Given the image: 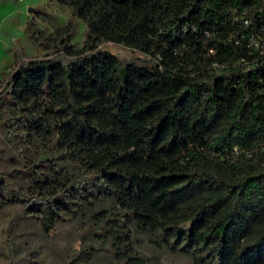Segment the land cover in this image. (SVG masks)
I'll return each instance as SVG.
<instances>
[{"label":"trees","instance_id":"1","mask_svg":"<svg viewBox=\"0 0 264 264\" xmlns=\"http://www.w3.org/2000/svg\"><path fill=\"white\" fill-rule=\"evenodd\" d=\"M56 1L86 39L75 47L71 21L6 72L0 120L29 185L0 172L3 198L45 226L85 224L70 264L103 250L106 264H148L144 241L192 264H264V72L236 66L250 58L241 17L264 0Z\"/></svg>","mask_w":264,"mask_h":264},{"label":"rangeland","instance_id":"2","mask_svg":"<svg viewBox=\"0 0 264 264\" xmlns=\"http://www.w3.org/2000/svg\"><path fill=\"white\" fill-rule=\"evenodd\" d=\"M71 21L76 23L73 44L82 48L87 26L69 7L56 0H0V92L6 72L13 70L15 62L24 56H43L45 51L40 43L55 28ZM100 48L116 54L125 63L153 65L145 55L122 45L104 42ZM7 115L5 108L2 117ZM8 131L0 120V172L10 173L15 189L23 193L29 185V180L20 174L27 161L26 153L16 146ZM3 195L0 194V264H70L86 230L85 224L66 221L51 226L46 233L41 219L25 218L22 205L15 200L8 202ZM139 249L148 264H192L190 259L158 250L147 241ZM106 255L105 250L101 251L91 264H106Z\"/></svg>","mask_w":264,"mask_h":264},{"label":"built area","instance_id":"3","mask_svg":"<svg viewBox=\"0 0 264 264\" xmlns=\"http://www.w3.org/2000/svg\"><path fill=\"white\" fill-rule=\"evenodd\" d=\"M245 12L241 19L248 30L246 33L239 34L236 44L244 43L250 58H242L236 63V66L243 68L245 73L260 69L264 72V13L260 11L258 18H249L245 16ZM235 20H240V17H236ZM206 33L208 34V32ZM211 52L213 53V51ZM256 83L259 94L264 95V73L260 74ZM262 152L264 153V147ZM246 156L252 157L253 153L248 152Z\"/></svg>","mask_w":264,"mask_h":264},{"label":"water","instance_id":"4","mask_svg":"<svg viewBox=\"0 0 264 264\" xmlns=\"http://www.w3.org/2000/svg\"><path fill=\"white\" fill-rule=\"evenodd\" d=\"M102 175H103L104 177L107 176V171H106V169H103V170H102ZM50 227H51V225H46V226L44 227V231L47 233Z\"/></svg>","mask_w":264,"mask_h":264}]
</instances>
